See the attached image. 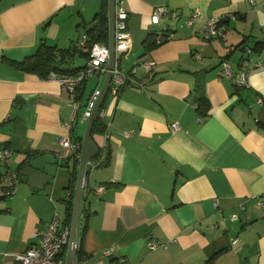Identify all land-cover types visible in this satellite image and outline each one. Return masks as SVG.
Wrapping results in <instances>:
<instances>
[{"label": "crops", "instance_id": "1", "mask_svg": "<svg viewBox=\"0 0 264 264\" xmlns=\"http://www.w3.org/2000/svg\"><path fill=\"white\" fill-rule=\"evenodd\" d=\"M104 1L0 0V147L12 150L1 170L19 174L15 192L0 201V264H17L15 255L38 245L55 215L59 226L70 228L66 200L74 203L80 158L58 160L49 181L40 173L33 181L21 175L38 156L57 158L63 136L80 140L82 148L87 121L77 117L106 76L96 75L91 89L85 81L71 121L73 108L59 81L12 61L45 43L73 45L68 68L84 66L79 42ZM124 6L131 46L118 65L137 68L116 100L107 94L104 132H91L99 154L86 166L78 259L264 264V0H124ZM158 7L168 12L153 22ZM209 17L219 24L206 39L201 28ZM166 35L149 49L150 41ZM256 42L262 46L249 55L247 86L217 78L223 60L237 76L243 49ZM202 98L207 102L200 105ZM176 120L180 125L172 132ZM97 187L103 188L96 192ZM150 240L155 249L148 247Z\"/></svg>", "mask_w": 264, "mask_h": 264}, {"label": "built area", "instance_id": "2", "mask_svg": "<svg viewBox=\"0 0 264 264\" xmlns=\"http://www.w3.org/2000/svg\"><path fill=\"white\" fill-rule=\"evenodd\" d=\"M168 12L165 7H158L154 9V13L151 17L153 22H158L161 15ZM175 16V13H172ZM128 12L124 6V0H115L114 6V50H115V63L111 71V81L108 89V95H111L113 100H116L119 96L120 90L126 86H130L134 79L137 64H135L129 71L122 70L118 65V59L122 54L127 52L131 46V33L127 28ZM191 24V20L187 22ZM219 20L215 17H209L204 22L201 33L206 39H211L212 35L217 31ZM170 36H167V39ZM79 45L83 47L87 53V61L84 67L79 69L72 75H59L50 73L49 78L56 79L61 84V89L68 94V101L73 108V116L71 121L76 118V113L80 107L79 96L82 93L83 85L85 81L94 76L106 74L108 71L109 60V48L107 43L93 42L87 43V36L81 37ZM250 49H246L244 57L239 62L238 75L235 76L230 64L223 60L220 63V67L217 70V78L231 79L237 87L247 86L249 73L252 70L250 66L249 55ZM142 65L146 69H151L153 63L143 62ZM140 88H144V84H139ZM101 94V88L95 87L88 99L86 100L82 113L77 117L80 122L88 121L92 115V111L96 105V102ZM98 116L101 119L107 118L109 110L101 106L98 110ZM179 121H173L169 128L172 132L179 128ZM64 127L69 131L71 129L70 123H65ZM107 138V133H104ZM60 150L56 153V157L59 160H68L70 158H80L81 141L71 138L69 135L63 136L60 139ZM106 143L103 144L101 150V156L97 164L103 161L106 152ZM12 150L8 147H0V195H12L15 192V185L19 180V174L17 171L8 170L2 172L3 160L11 157ZM97 164L93 165L95 167ZM103 187H97L96 192H100ZM70 228L59 226V220L57 215L53 217L46 229L39 234V244L30 246L22 253L15 255V261L17 264H65V257L63 253L66 251ZM150 249H155L158 244L150 240L147 242ZM108 253V251H106ZM73 264H90L85 259H76ZM122 264H131L124 262Z\"/></svg>", "mask_w": 264, "mask_h": 264}, {"label": "water", "instance_id": "3", "mask_svg": "<svg viewBox=\"0 0 264 264\" xmlns=\"http://www.w3.org/2000/svg\"><path fill=\"white\" fill-rule=\"evenodd\" d=\"M114 6L115 0H108V48H109V60H108V71L105 76L104 84L101 88V94L96 102V105L92 111L91 117L87 121L85 134L82 140V148L79 159V168L77 176V185L75 191V198L73 203L72 219L70 225L69 239L66 247L65 264H73L77 259L78 247H79V213L82 201V193L84 186V179L86 173V166L99 154V149L91 138V132L94 120L97 116L98 110L102 106L110 86L112 69L115 63V50H114ZM58 158L54 155L44 154L38 156L29 161L22 171L21 178L29 179L33 181L38 177V174H42L45 181L51 180L55 175V170L58 164ZM48 161L49 165L43 166V163ZM5 196L0 195V201L4 200Z\"/></svg>", "mask_w": 264, "mask_h": 264}, {"label": "trees", "instance_id": "4", "mask_svg": "<svg viewBox=\"0 0 264 264\" xmlns=\"http://www.w3.org/2000/svg\"><path fill=\"white\" fill-rule=\"evenodd\" d=\"M108 0H105L102 4L101 11H99L95 16V24L88 30V36H87V43L91 44L93 42H102L107 43L108 38ZM167 36H162L158 39H153L150 41L149 49L155 48L157 45L162 43L167 39ZM262 43L256 42L251 48H244V53L246 49H250L251 51H256ZM74 46L72 45L71 48ZM71 48H59L57 46H51L47 45L45 43L39 44L35 52L23 58L19 61H12L16 66L24 70L26 72H34L37 73L40 77L47 78L49 77L50 73H55L59 75H72L76 73L80 68H68L67 63L70 62L71 58H73V49ZM86 53V51H85ZM87 58V53H86ZM81 96V95H80ZM79 96V97H80ZM200 105L202 102H207L205 98H202L199 100ZM105 130V124L103 120L98 116H96L93 127H92V133H100L104 132ZM103 164V163H102ZM67 216L68 220L72 217V211H73V203L71 199H67ZM80 258L79 250L77 253V259Z\"/></svg>", "mask_w": 264, "mask_h": 264}, {"label": "rangeland", "instance_id": "5", "mask_svg": "<svg viewBox=\"0 0 264 264\" xmlns=\"http://www.w3.org/2000/svg\"><path fill=\"white\" fill-rule=\"evenodd\" d=\"M95 78H96V75L94 77L89 78L88 84H87L88 89H91L94 86V84H95L94 81H96Z\"/></svg>", "mask_w": 264, "mask_h": 264}]
</instances>
